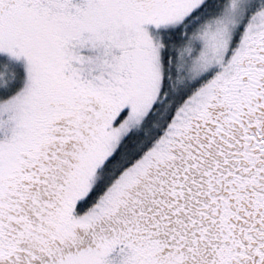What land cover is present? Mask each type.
I'll return each mask as SVG.
<instances>
[{"label": "snow or ice", "instance_id": "snow-or-ice-1", "mask_svg": "<svg viewBox=\"0 0 264 264\" xmlns=\"http://www.w3.org/2000/svg\"><path fill=\"white\" fill-rule=\"evenodd\" d=\"M0 264H264V0H0Z\"/></svg>", "mask_w": 264, "mask_h": 264}]
</instances>
